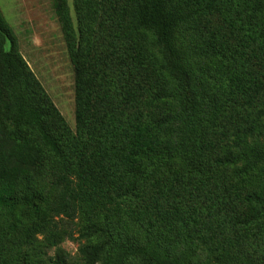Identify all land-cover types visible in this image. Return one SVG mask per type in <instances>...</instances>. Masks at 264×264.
<instances>
[{"label": "trees", "instance_id": "trees-1", "mask_svg": "<svg viewBox=\"0 0 264 264\" xmlns=\"http://www.w3.org/2000/svg\"><path fill=\"white\" fill-rule=\"evenodd\" d=\"M53 7L73 131L0 16V264H264V0Z\"/></svg>", "mask_w": 264, "mask_h": 264}, {"label": "rangeland", "instance_id": "rangeland-1", "mask_svg": "<svg viewBox=\"0 0 264 264\" xmlns=\"http://www.w3.org/2000/svg\"><path fill=\"white\" fill-rule=\"evenodd\" d=\"M74 33L77 21L73 0H65ZM0 16L15 37L16 50L45 91L47 97L63 117L70 130H74V75L67 56L61 22L54 11L53 0H0ZM10 48L5 42L4 50ZM47 190L39 193V200ZM71 257L76 255L77 243L64 240L57 246ZM55 248L45 256L31 259L21 252L18 264H52Z\"/></svg>", "mask_w": 264, "mask_h": 264}]
</instances>
